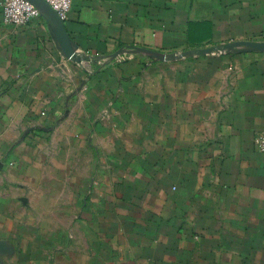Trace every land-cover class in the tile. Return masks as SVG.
I'll return each instance as SVG.
<instances>
[{
    "label": "crops",
    "instance_id": "0c3cea01",
    "mask_svg": "<svg viewBox=\"0 0 264 264\" xmlns=\"http://www.w3.org/2000/svg\"><path fill=\"white\" fill-rule=\"evenodd\" d=\"M1 1L0 264H264V0Z\"/></svg>",
    "mask_w": 264,
    "mask_h": 264
},
{
    "label": "built area",
    "instance_id": "2783aa9c",
    "mask_svg": "<svg viewBox=\"0 0 264 264\" xmlns=\"http://www.w3.org/2000/svg\"><path fill=\"white\" fill-rule=\"evenodd\" d=\"M44 1L56 16L65 21L72 7V0H42ZM1 18L2 23L12 27H25L39 18V11L28 0H2L1 1ZM181 54V53H178ZM45 112L41 116H45ZM68 111H65L63 117H66ZM52 131L51 127L44 124H37L29 127L24 131V138L34 139L43 134ZM255 150L258 153H264V134L255 137L253 141Z\"/></svg>",
    "mask_w": 264,
    "mask_h": 264
},
{
    "label": "water",
    "instance_id": "95a60500",
    "mask_svg": "<svg viewBox=\"0 0 264 264\" xmlns=\"http://www.w3.org/2000/svg\"><path fill=\"white\" fill-rule=\"evenodd\" d=\"M29 2H31L33 5L34 3L31 0H28ZM42 1V0H41ZM44 4H46L44 1H42ZM47 5V4H46ZM35 6V5H34ZM48 6V5H47ZM36 7V6H35ZM49 7V6H48ZM37 8V7H36ZM50 8V7H49ZM51 9V8H50ZM38 10V9H37ZM53 12V11H52ZM54 13V12H53ZM54 15L56 16V14L54 13ZM57 17V16H56ZM58 18V17H57ZM59 19V18H58ZM203 53V51H191V52H185V53H181V54H163L160 55L159 57L161 58V60L163 62H172L175 61L176 59H181V58H185V57H192V56H196L198 54Z\"/></svg>",
    "mask_w": 264,
    "mask_h": 264
}]
</instances>
